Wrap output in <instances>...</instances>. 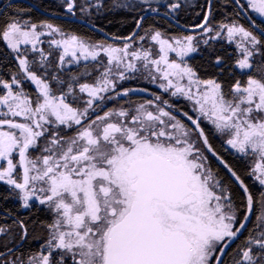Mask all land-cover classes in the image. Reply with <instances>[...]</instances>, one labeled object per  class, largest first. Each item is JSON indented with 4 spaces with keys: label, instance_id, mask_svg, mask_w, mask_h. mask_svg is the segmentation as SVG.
Wrapping results in <instances>:
<instances>
[{
    "label": "snow or ice",
    "instance_id": "obj_1",
    "mask_svg": "<svg viewBox=\"0 0 264 264\" xmlns=\"http://www.w3.org/2000/svg\"><path fill=\"white\" fill-rule=\"evenodd\" d=\"M0 185V264H264V0H7Z\"/></svg>",
    "mask_w": 264,
    "mask_h": 264
},
{
    "label": "trees",
    "instance_id": "obj_2",
    "mask_svg": "<svg viewBox=\"0 0 264 264\" xmlns=\"http://www.w3.org/2000/svg\"><path fill=\"white\" fill-rule=\"evenodd\" d=\"M105 2H108V0H105ZM42 3H43L42 5L52 4L53 7L55 5V2H53V3L52 2H44V0H42ZM106 15H108L109 17H114V22L112 24L107 25V28L112 32H116L117 30L125 31L127 28L131 27V20H130L131 14H129V13L117 12L115 14L107 13ZM125 16L129 17V21H128L127 25L124 28H122L121 25L117 21H119L122 17H125Z\"/></svg>",
    "mask_w": 264,
    "mask_h": 264
},
{
    "label": "flooded vegetation",
    "instance_id": "obj_3",
    "mask_svg": "<svg viewBox=\"0 0 264 264\" xmlns=\"http://www.w3.org/2000/svg\"><path fill=\"white\" fill-rule=\"evenodd\" d=\"M17 1H19V0H13V2H15V3H22V4H28V3H31L32 2L31 0H23L25 2H17ZM6 2H7V0H0V6H2L3 3H6ZM44 2H52L53 3L54 1L44 0ZM196 2L197 3H203L204 0H196ZM3 187H4L3 185H0V189H3Z\"/></svg>",
    "mask_w": 264,
    "mask_h": 264
},
{
    "label": "rangeland",
    "instance_id": "obj_4",
    "mask_svg": "<svg viewBox=\"0 0 264 264\" xmlns=\"http://www.w3.org/2000/svg\"><path fill=\"white\" fill-rule=\"evenodd\" d=\"M32 2H36V3H39V4H43L42 3V0H31ZM50 1H54V2H56V0H50Z\"/></svg>",
    "mask_w": 264,
    "mask_h": 264
},
{
    "label": "water",
    "instance_id": "obj_5",
    "mask_svg": "<svg viewBox=\"0 0 264 264\" xmlns=\"http://www.w3.org/2000/svg\"><path fill=\"white\" fill-rule=\"evenodd\" d=\"M17 2H25V1H23V0L20 1V0H19V1H17Z\"/></svg>",
    "mask_w": 264,
    "mask_h": 264
}]
</instances>
